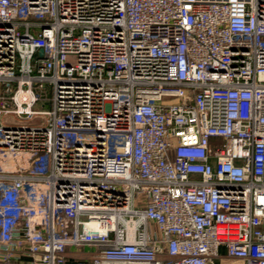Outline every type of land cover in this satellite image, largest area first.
Instances as JSON below:
<instances>
[{
    "label": "built area",
    "instance_id": "obj_1",
    "mask_svg": "<svg viewBox=\"0 0 264 264\" xmlns=\"http://www.w3.org/2000/svg\"><path fill=\"white\" fill-rule=\"evenodd\" d=\"M72 257L264 264V0H0V264Z\"/></svg>",
    "mask_w": 264,
    "mask_h": 264
},
{
    "label": "rangeland",
    "instance_id": "obj_2",
    "mask_svg": "<svg viewBox=\"0 0 264 264\" xmlns=\"http://www.w3.org/2000/svg\"><path fill=\"white\" fill-rule=\"evenodd\" d=\"M38 93L45 98V100L39 104L36 109L38 110H48L52 106V94H51V88L46 87L45 89H38ZM48 100V101H47ZM167 105H179V104H185L183 99L174 98V99H166L164 101ZM80 139L83 144H89L90 142H93L96 139V135H80Z\"/></svg>",
    "mask_w": 264,
    "mask_h": 264
},
{
    "label": "crops",
    "instance_id": "obj_3",
    "mask_svg": "<svg viewBox=\"0 0 264 264\" xmlns=\"http://www.w3.org/2000/svg\"><path fill=\"white\" fill-rule=\"evenodd\" d=\"M92 248H86L85 249V252H87V253H89L90 251H92L91 250ZM222 254H225V251L224 250H222ZM75 257H72V258H70L69 259V261L67 262V264H74L75 263Z\"/></svg>",
    "mask_w": 264,
    "mask_h": 264
},
{
    "label": "trees",
    "instance_id": "obj_4",
    "mask_svg": "<svg viewBox=\"0 0 264 264\" xmlns=\"http://www.w3.org/2000/svg\"><path fill=\"white\" fill-rule=\"evenodd\" d=\"M41 102L39 103V104H41L44 100H45V98H43V96H41ZM48 101V100H47ZM39 104L37 105V107L39 106Z\"/></svg>",
    "mask_w": 264,
    "mask_h": 264
},
{
    "label": "water",
    "instance_id": "obj_5",
    "mask_svg": "<svg viewBox=\"0 0 264 264\" xmlns=\"http://www.w3.org/2000/svg\"><path fill=\"white\" fill-rule=\"evenodd\" d=\"M40 121H41L40 119H36V120H34L35 123L40 122Z\"/></svg>",
    "mask_w": 264,
    "mask_h": 264
}]
</instances>
